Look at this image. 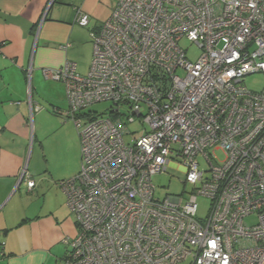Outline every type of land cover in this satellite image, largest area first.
<instances>
[{"label":"built area","instance_id":"1","mask_svg":"<svg viewBox=\"0 0 264 264\" xmlns=\"http://www.w3.org/2000/svg\"><path fill=\"white\" fill-rule=\"evenodd\" d=\"M91 37L87 74L43 70L65 83L81 138V169L60 182L78 227L62 264H264V88L244 84L264 75V0H119ZM99 102L108 116L87 111ZM171 163L186 167L185 198L155 197Z\"/></svg>","mask_w":264,"mask_h":264},{"label":"crops","instance_id":"2","mask_svg":"<svg viewBox=\"0 0 264 264\" xmlns=\"http://www.w3.org/2000/svg\"><path fill=\"white\" fill-rule=\"evenodd\" d=\"M51 1L0 0V264H62L65 240L78 232L60 182L81 169L80 135L67 117L64 82L43 70L74 61L81 49L89 61L91 32L119 0H56L47 11ZM79 11L89 14V26L77 23ZM76 61L87 74L86 62ZM25 167L32 189L26 180L18 186Z\"/></svg>","mask_w":264,"mask_h":264},{"label":"rangeland","instance_id":"3","mask_svg":"<svg viewBox=\"0 0 264 264\" xmlns=\"http://www.w3.org/2000/svg\"><path fill=\"white\" fill-rule=\"evenodd\" d=\"M180 45L183 49H185L186 56L189 61L191 62L197 61V59L199 58L202 52L198 46L190 43L186 39H183L180 42ZM85 54L86 52H84L82 49L75 51L72 53L71 60H74L73 62H75L80 57L81 63L85 61L87 64L86 72H89L91 65H92L93 56L88 61V54L86 56ZM244 84L251 90L260 91L264 88V75L261 73L250 74L245 78ZM67 101H68V98H67ZM68 104H69V101H68ZM111 105L112 103L110 102H99V103H96L90 106L87 109V111H95L96 114L108 116V114L111 111ZM123 110L127 112V107H124ZM142 128L143 126H140L138 122L130 123L128 126V129L132 134L126 135L125 137L126 141L129 142L132 138L140 137L141 135L140 132ZM80 142H81V138H80ZM46 143L50 144L49 145L50 149H48V151L51 153L52 144H53V136L50 137V139L47 140ZM217 155L220 159H223L222 154L220 152H217ZM51 159L54 164L57 162V159L54 156H52ZM28 161L30 160L28 159ZM185 172H186V167L183 164L176 165V164L171 163L168 165L166 171H163L162 173H158L157 175H155L153 178L154 184L156 186L155 197L163 199L171 195H181V197L185 198L186 191H190L191 189L190 185L185 184L183 182L185 178ZM198 204H199L198 217L205 218L210 208V199L201 196L198 198ZM252 221H254L253 217L246 219L247 223L252 222ZM69 248L70 246L68 245L67 249L69 250Z\"/></svg>","mask_w":264,"mask_h":264},{"label":"water","instance_id":"4","mask_svg":"<svg viewBox=\"0 0 264 264\" xmlns=\"http://www.w3.org/2000/svg\"><path fill=\"white\" fill-rule=\"evenodd\" d=\"M56 0H52L47 8V11L50 9L51 5H53L55 3ZM25 172L28 171V167H25ZM24 181V176L21 175L19 181H18V186H20L22 184V182Z\"/></svg>","mask_w":264,"mask_h":264},{"label":"trees","instance_id":"5","mask_svg":"<svg viewBox=\"0 0 264 264\" xmlns=\"http://www.w3.org/2000/svg\"><path fill=\"white\" fill-rule=\"evenodd\" d=\"M60 81V80H57ZM63 82V81H62ZM65 84V83H64ZM66 96H67V92H66ZM125 112V111H124ZM130 124V123H129ZM4 253V249H3V245L0 244V256ZM67 253V252H66ZM66 255V254H65Z\"/></svg>","mask_w":264,"mask_h":264}]
</instances>
